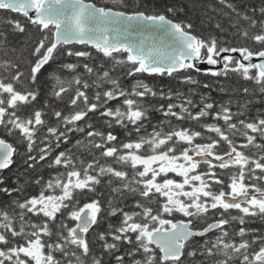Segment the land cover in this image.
<instances>
[{"label":"snow or ice","instance_id":"snow-or-ice-1","mask_svg":"<svg viewBox=\"0 0 264 264\" xmlns=\"http://www.w3.org/2000/svg\"><path fill=\"white\" fill-rule=\"evenodd\" d=\"M218 3L228 9L217 11L229 26L259 49L193 34L191 22L173 18L183 11L175 3L0 0V11L22 14L41 34L24 90L15 87L26 75L18 65L5 61L17 70L10 82L0 77V173L21 156L27 169L46 164L50 170L47 178L40 173L32 179L37 194L28 193L19 178L9 187L0 175V193L9 198L0 207V264H209V258L221 256L211 264H264V236L246 227L249 218L264 219V110L249 116V100L233 112L231 101L216 104L205 95L197 103L192 90L154 87L140 78L200 84L193 77L202 72L200 65H220L205 74L225 79L239 74L264 96V2ZM7 23L13 31L26 30L19 20ZM215 28L223 31L219 22ZM0 37V45L7 42L6 33L0 31ZM87 49L110 64L61 63L52 69L58 58L92 60ZM78 67L84 71L69 80L57 74ZM48 69L57 100L74 89L67 102L71 111L47 100L34 107L39 92L33 86ZM124 79L133 82L125 85ZM154 100L166 103L157 106ZM28 106L32 110L25 115ZM153 110L162 116L155 124ZM77 133L81 138L73 148L65 147ZM252 148L262 154H247ZM102 187L109 190L106 202ZM113 217H119L115 224ZM234 222L240 225L233 233L239 242L226 227ZM91 232L100 242L99 254L91 247ZM214 232L218 235L210 237Z\"/></svg>","mask_w":264,"mask_h":264},{"label":"trees","instance_id":"trees-1","mask_svg":"<svg viewBox=\"0 0 264 264\" xmlns=\"http://www.w3.org/2000/svg\"><path fill=\"white\" fill-rule=\"evenodd\" d=\"M98 4L106 3L107 0H96ZM157 2L162 6L165 2L168 3H175L178 7H183V11L177 13L173 18L176 20H181L185 22H191L193 24L192 32L193 34L200 36V37H208L210 35L216 36L220 40H227L233 46H248L254 50L259 49L261 46L256 44L254 41L250 39H243L237 32L235 28H231L229 26L228 19L222 14V12L217 11L223 8L222 5L218 3V0H157ZM264 0H245V3L254 6H260ZM216 9V10H214ZM224 12H227L228 9L223 8ZM19 20L22 25L25 27V32L20 33L18 31H13V25L8 24V20ZM219 22L221 24L220 29L215 28V24ZM243 26H247L243 24ZM0 31H3L7 34V42L3 45H0V77L6 78L5 82H10L11 75L15 74L17 69L6 67L5 61H8L10 64H16L19 66L18 70L24 72L26 75L22 77L23 83H16L15 87L18 90L23 91L24 85L27 84V75L30 74V67L31 62H34V57L32 56V51L36 43L38 42L41 34L37 30L36 26L32 25L27 21V19L21 15L10 13V12H3L0 11ZM255 32L256 30H252ZM3 39V37H0ZM74 48L83 49V46L74 45ZM15 49V50H13ZM92 52L93 59L86 60L85 58H75V57H65V58H58L56 63H53L52 69L59 68L61 63H90V64H99L103 62L106 66L110 64V61H107L102 56H97L94 49H87ZM52 69H48L43 73V75H39L38 83L33 86L35 90L39 92L38 100L34 103L35 108H42L44 102L47 100L48 103L55 108H59L64 110L65 112L71 111L68 108L67 102L71 95L74 94V89L69 93L63 94V100H57L52 95L53 86L55 81L51 78ZM84 70L82 67H78L75 72L72 71H60L59 74L63 79L69 80L72 78L73 75L76 73H82ZM119 71V70H118ZM194 79L200 81V84H183L179 82V77L168 78V77H149L147 75L140 77L144 79L147 83L154 87H163L164 89L171 88L173 91H180L182 93H188L189 90L195 93L192 96V99L195 102H199L200 96L205 95L210 98L209 102H215L216 104H228L231 101V108L233 112L238 110V105L244 104L246 101L251 100L252 103L250 107L246 110L249 116H254L258 112L264 110V96L259 93V87L253 81H246L244 80L239 74L229 73L227 79L215 78L205 73H193ZM87 78V77H85ZM94 78V77H93ZM133 82L132 79H124L123 83L125 85H130ZM208 83L211 85V88H204L203 84ZM218 85H221L223 88L227 89V91H222L218 88ZM248 88L249 93L245 95L243 93V89ZM253 93H256L253 96ZM119 103V101H114L112 104ZM154 105H159L160 103H166V101L154 100L152 101ZM32 110V106H28L24 110V114L27 115ZM49 112L48 119L51 120V110L46 109ZM243 119L244 117H240ZM98 115L92 116V122L96 123L97 127H101L99 123ZM150 119L151 124L157 123L159 120L162 119V116L157 113L156 111L150 112ZM175 123V121L173 120ZM208 122H211L210 120ZM220 123H223L222 121ZM151 124L148 126V131H152ZM184 126H189L186 122ZM191 127L195 130H200L195 122L191 123ZM107 130V129H104ZM114 131L119 135V137L123 140L126 139L124 130L120 128H115ZM81 138V134L77 133L72 137V140L69 144L65 147L73 148L76 139ZM133 139H135V134H133ZM10 139V142L15 143V140ZM200 142V141H198ZM226 147V145H225ZM23 152V149H21ZM255 152L257 155L262 154L261 150L259 149H249L247 150V154L251 155ZM55 155V153H53ZM87 159H91V157H87V154H84ZM14 164L11 166L10 169L2 172V176L5 178V182L9 187L15 186L13 181L19 178L20 184L24 185L26 191L30 194H37L38 186L31 184L32 179L36 177L37 174L42 173L45 178H47L49 171L47 169L46 164L43 167H37L35 170L27 169L23 157H15ZM103 162V161H102ZM108 162L112 163L111 158H108ZM43 163V162H41ZM116 166V165H114ZM226 179V176L224 177ZM98 191H103L105 196L103 199L107 200L108 189L107 187H102L98 189ZM9 198L6 197L3 193H0V207L8 202ZM84 201L82 200L81 203ZM106 206V203L105 205ZM232 214H238L235 210H232ZM119 217H113L112 223H117ZM107 227V222H104L101 225L100 230H104ZM230 233V238H234L237 242H239L240 237L234 236V231L238 230L240 225L238 223H233L232 225L226 226ZM246 227L249 229H256L258 230L255 235L264 236V219L260 217H256L254 220L249 218ZM215 235L218 233L210 235V237L214 238ZM247 239H251V236L246 237ZM90 242L93 252L99 254L101 251L100 242L96 238V232L90 233ZM224 257H213L209 258V264L214 259H223ZM238 264V262H236Z\"/></svg>","mask_w":264,"mask_h":264},{"label":"water","instance_id":"water-1","mask_svg":"<svg viewBox=\"0 0 264 264\" xmlns=\"http://www.w3.org/2000/svg\"><path fill=\"white\" fill-rule=\"evenodd\" d=\"M31 14V13H30ZM78 46H81V45H78ZM233 55H238V54H233ZM254 62H259L258 60H254ZM200 67H201V69H202V72L201 73H206V71H207V69H209V68H213L214 70H216V69H219V67H217V66H209V65H206V64H202V65H200ZM4 171H6V170H4ZM3 171V172H4ZM2 173H0V175H1ZM211 234V233H210Z\"/></svg>","mask_w":264,"mask_h":264}]
</instances>
